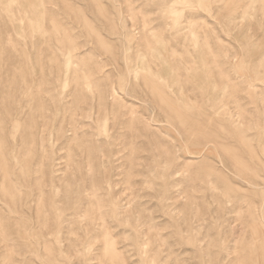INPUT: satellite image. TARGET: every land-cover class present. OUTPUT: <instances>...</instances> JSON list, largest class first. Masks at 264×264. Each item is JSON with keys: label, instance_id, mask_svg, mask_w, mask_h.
<instances>
[{"label": "rangeland", "instance_id": "rangeland-1", "mask_svg": "<svg viewBox=\"0 0 264 264\" xmlns=\"http://www.w3.org/2000/svg\"><path fill=\"white\" fill-rule=\"evenodd\" d=\"M0 264H264V0H0Z\"/></svg>", "mask_w": 264, "mask_h": 264}, {"label": "bare ground", "instance_id": "bare-ground-1", "mask_svg": "<svg viewBox=\"0 0 264 264\" xmlns=\"http://www.w3.org/2000/svg\"><path fill=\"white\" fill-rule=\"evenodd\" d=\"M182 127H186V128H187V126H186V125H184V126L182 125ZM186 128H184V130H185ZM187 130H189V128H188V129H186V131H187Z\"/></svg>", "mask_w": 264, "mask_h": 264}]
</instances>
